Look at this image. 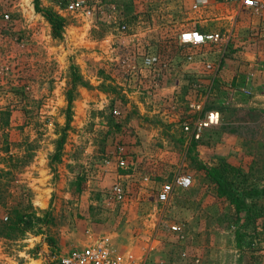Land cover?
<instances>
[{"label": "rangeland", "instance_id": "1", "mask_svg": "<svg viewBox=\"0 0 264 264\" xmlns=\"http://www.w3.org/2000/svg\"><path fill=\"white\" fill-rule=\"evenodd\" d=\"M70 1H81L92 15L65 10ZM194 1L37 0L36 12L33 0H0V213L26 207L42 219L47 212L39 230L0 236V264H56L101 237L138 264H264V216L246 223L245 210L237 211L209 179L214 165L233 166L240 176L229 173L231 185L254 192L231 191L232 197L264 215V31L255 33L256 20L237 4L219 8L208 0L196 14ZM45 11L61 23L56 37ZM182 30L218 31L228 45L204 55L180 48ZM147 51L164 63L156 105L173 92L183 115L185 103L203 100L213 81L204 107L216 110L220 123L197 143L151 109L146 79L140 91L129 93L131 80L122 93L121 57ZM71 67L80 84L51 161L65 124ZM183 175L189 186L176 188ZM113 183L126 190L124 200L110 197ZM165 184L172 192L158 203Z\"/></svg>", "mask_w": 264, "mask_h": 264}, {"label": "built area", "instance_id": "2", "mask_svg": "<svg viewBox=\"0 0 264 264\" xmlns=\"http://www.w3.org/2000/svg\"><path fill=\"white\" fill-rule=\"evenodd\" d=\"M212 5L215 7L223 8L231 4H237V11L247 12L256 20L255 33L264 31V0H212ZM208 6V0H195L191 6L190 11L196 14L204 13ZM67 11L80 10L84 16L90 17L92 10L86 8L81 1H70L65 7ZM125 26L121 25L120 30H124ZM259 37L264 41V34H259ZM228 36L220 34L218 31L202 32L198 30H182L176 36V42L180 48L185 49H198L203 51L202 55L206 51L215 52L214 48H225L228 45ZM186 62H192V57L187 56ZM201 61L202 59H199ZM163 61H160L158 53L153 51H147L145 53H133L127 54V56L121 57L118 63V71L120 75V83L122 93L126 94V89L129 88L131 80H135L136 85L133 87V91L129 93H136L143 89L144 81L149 84L145 92L146 100H148L151 109L161 111L165 113L167 121L170 124H174L181 134L187 138V140L197 143L201 139L203 131L215 128L220 123L219 113L213 110H206L204 107L205 99L213 92L211 88V81L204 91L203 100L198 99L195 101H188L184 105L185 112L183 115L178 114V107L174 93L170 92L166 99H163L162 103L156 105V96L162 94L164 89L160 86V74L159 67ZM164 64V63H163ZM203 68L206 71H210L211 64L204 61ZM112 71V70H111ZM112 80L114 77L109 75ZM117 81H114V83ZM142 87V88H141ZM159 100V99H158ZM190 179L188 176L183 175L175 179L174 186L179 189H185L189 186ZM124 192L126 190L121 188L119 183H113L110 186V197L116 201L124 200ZM172 188L169 185H162L156 192L155 198L158 203H164L168 200ZM176 228L173 227V230ZM56 264H138L137 260L130 254H120L115 249V246L111 243L108 237H101L95 241L92 245L83 248H77L70 250L56 259Z\"/></svg>", "mask_w": 264, "mask_h": 264}, {"label": "trees", "instance_id": "3", "mask_svg": "<svg viewBox=\"0 0 264 264\" xmlns=\"http://www.w3.org/2000/svg\"><path fill=\"white\" fill-rule=\"evenodd\" d=\"M34 3V10L39 12L37 5V0H33ZM48 22L51 34L53 37H56L59 34V30L61 28V23L58 19L53 17L47 11L43 12ZM80 84V78L76 75L73 67H71V74L69 75V80L67 82L68 88L65 91V101H66V108H65V124L61 129V135L56 141L54 153L51 155V161H55L58 158L62 143L64 141L65 130L68 128V123L70 121V104L72 102V93ZM211 88L215 91L216 87L211 85ZM206 110H212L206 107ZM216 111V110H215ZM217 112V111H216ZM195 144L194 142H192ZM193 169L195 171H201L203 169V165L199 162L194 163ZM232 175H239V172L233 166L227 165L226 163H218L209 169V179L210 182L217 188V193L219 195H224L227 199L234 200L237 204L236 210L239 211L240 209L245 210L247 213L246 216V223L253 222L257 218L263 217V213L260 212V209L256 208L254 203L248 202L247 204L244 203V200L241 199L242 197L235 194L237 198L232 197L231 191L233 193H241L244 196V192H254V190H245L244 188H239L237 185H231V181L227 179L228 174ZM240 176V175H239ZM242 177V175H241ZM244 179V178H243ZM242 183V181H240ZM231 187V189H229ZM248 195V194H247ZM241 197V198H240ZM0 236H7V238L13 239L12 236L17 234H21L25 228L30 229L31 232H34V229L40 228V225H45L47 212L43 213V218L40 219L33 214L29 213L26 210V207H3L2 212L0 213ZM2 219L4 221H2ZM32 222V224L26 226L27 222ZM30 222V223H31Z\"/></svg>", "mask_w": 264, "mask_h": 264}]
</instances>
